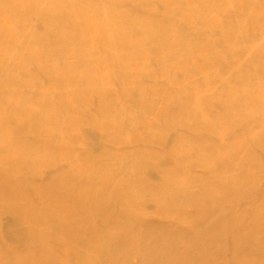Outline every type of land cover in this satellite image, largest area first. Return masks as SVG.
Wrapping results in <instances>:
<instances>
[{
    "label": "bare ground",
    "instance_id": "6f19581e",
    "mask_svg": "<svg viewBox=\"0 0 264 264\" xmlns=\"http://www.w3.org/2000/svg\"><path fill=\"white\" fill-rule=\"evenodd\" d=\"M121 129L158 144L179 132L157 148L171 166H158L154 191L134 177L153 159L122 154L112 166L87 151L93 138L117 154ZM55 162L65 169L54 193L28 180ZM259 182L264 0H0V209L25 231L22 247H1L0 264H264V190H250ZM234 201L246 205L195 241L148 225L133 235L147 203L195 228Z\"/></svg>",
    "mask_w": 264,
    "mask_h": 264
},
{
    "label": "rangeland",
    "instance_id": "374dc122",
    "mask_svg": "<svg viewBox=\"0 0 264 264\" xmlns=\"http://www.w3.org/2000/svg\"><path fill=\"white\" fill-rule=\"evenodd\" d=\"M40 49V50H39ZM45 49L44 47L40 46L38 47V53L41 55H46L47 50H42ZM44 52V53H43ZM246 52L245 50H240L237 51L234 54V58L237 61L236 63H240L238 60L240 57V55H244ZM26 55V54H25ZM190 100V99H189ZM188 99H186L187 102H189ZM122 123V125L124 127H127L129 123V121H120ZM168 130H166L167 132ZM120 133H114V137H117L118 139H120L121 145H118V149H117V154L115 151L111 150V149H107V147H100V145L95 144L93 141H91V139L93 138H84V140H87L88 145H85L87 148V151L92 153L93 155H95L96 157L101 155V154H105L107 159L105 160V162H108L107 160L109 159L111 160V165L113 166V164L115 163V157H117L118 155H122V154H129V153H136V154H142L144 157L149 158V159H153V165H147L144 166L141 171L138 174H135V178L137 179V181H144L146 183H148L146 185V188H144L145 192H152L154 191V185L153 183H155L156 181H158V176H157V172L156 170L158 169L159 165L162 166H171V163L169 160H166L164 156H157V148H163L162 146H165V150L168 151V149L170 150V146H171V140L177 136L179 134V132H174V131H168V133L165 134V138H164V143L158 144L157 142H154L153 140H145V139H132L131 136H124V132L122 129L120 130ZM119 135H123V137L119 136ZM122 140V141H121ZM110 148V147H109ZM85 149V148H84ZM82 151V150H81ZM80 150L76 151V154L79 155ZM80 155H82V153H80ZM118 161V160H117ZM114 162V163H113ZM56 163V162H55ZM62 169H65V165L63 163H56L54 165H52L51 167H48L45 169V171L39 175V176H29L28 180L35 186H39L40 182H45V181H51V179H55V175H57ZM195 173L197 175L201 174V170L200 169H195ZM122 180V176L118 177L115 179V183H114V188L115 187H119V191L120 190H124L123 185H121L120 183H118L119 181ZM52 182V181H51ZM50 182V183H51ZM7 184H11L12 186H14L15 183V179L14 178H9L8 180H6ZM142 182L138 183V186H144L141 184ZM145 187V186H144ZM49 190L51 193H54L57 190V185L55 183H51L49 184ZM252 194L253 193H261L264 190V182H259L256 187H252L251 189ZM145 195V194H144ZM69 196V194L67 195V197ZM70 197V196H69ZM145 197V196H144ZM113 198V205L111 207L112 209V213L113 215L116 213L118 214L119 212V205L121 203L122 200V194H116L114 196H112ZM29 202H32V198L30 197V199H28ZM246 201H239L238 203H236L235 201L232 202L231 208L228 207H220V208H215L213 211V214L211 217L209 218H205L202 222H201V226L198 227H191L187 224H183V223H178L176 222V219L174 218H165L159 215V213L156 211V208L154 206V204L151 203H147L145 206L143 205V211L145 213V215L143 216V218L141 219L140 222V226H137L133 229V235L135 238L138 239V237H140L143 228H145L146 225L150 226L151 228H153L155 231H159L161 229H166L167 231H169L171 234H177V233H187L188 236H190V234L192 232L195 231H199V230H208L211 229L216 222L218 221H227V219L229 218V215L233 212V206H235V208H240V207H244L246 205L245 203ZM238 205V206H237ZM195 207L192 205L188 206L185 211H184V217L186 219H191L192 216L196 215L195 214ZM264 212H259V219L261 221V225L264 226ZM65 215V214H64ZM119 215V214H118ZM67 216V215H65ZM82 219V218H81ZM90 223V225H93L95 227V219H92L91 221H88ZM81 225V224H79ZM20 227L16 226L10 215L6 214L4 209H0V249L1 247H10V248H20L22 247V245L24 244L25 238L22 235L23 233V229H21ZM25 229V228H24ZM199 229V230H198ZM73 233L75 235L76 241L78 242V244H80V246L82 248H86V242L88 241V236L84 233L83 230L79 229H75L73 230ZM190 233V234H189ZM24 235H25V231H24ZM194 235V234H193ZM189 241H195V239H192V234L191 236L188 238ZM226 245L228 247L231 246V243L229 241H232L231 239L227 238L226 240ZM182 244V242H179L178 245L180 246ZM26 254V253H25ZM125 258H133V252L132 251H127L126 253H124ZM144 264L149 263V259L147 261V259L144 260ZM74 264V263H72Z\"/></svg>",
    "mask_w": 264,
    "mask_h": 264
}]
</instances>
